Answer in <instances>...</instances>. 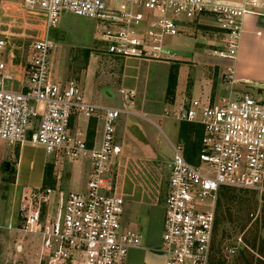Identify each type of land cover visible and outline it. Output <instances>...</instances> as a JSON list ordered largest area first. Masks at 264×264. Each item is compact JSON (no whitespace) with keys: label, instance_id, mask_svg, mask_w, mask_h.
Wrapping results in <instances>:
<instances>
[{"label":"built area","instance_id":"built-area-1","mask_svg":"<svg viewBox=\"0 0 264 264\" xmlns=\"http://www.w3.org/2000/svg\"><path fill=\"white\" fill-rule=\"evenodd\" d=\"M21 11L36 29L21 69L24 89L11 69L13 53L9 25L0 19V141L9 146L30 144L57 160L87 163L89 177L83 191L23 188L17 230L39 237L36 264H125L129 251L142 237L122 221L124 197L117 187L118 167L143 174L139 159L123 154L116 123L128 111L87 103L73 80H54L50 33L62 14L96 22V51L119 59L172 63L176 54L167 39L179 37L184 25L213 28V53L234 60L244 22L264 18V0H23ZM1 6V0H0ZM232 82V70L227 69ZM127 107L134 91L121 90ZM103 120L98 147H89L81 133L71 134L73 117ZM132 114V113H131ZM144 118V115H138ZM163 119L191 124L201 131L194 162L185 158L182 139L169 143L172 157L166 191L144 185L150 202L163 207L161 242L155 253L164 264H210L216 209L221 190L264 194V100L244 92L235 100L210 103L190 100ZM12 172L0 164V171ZM235 247L226 250L234 255Z\"/></svg>","mask_w":264,"mask_h":264},{"label":"crops","instance_id":"crops-1","mask_svg":"<svg viewBox=\"0 0 264 264\" xmlns=\"http://www.w3.org/2000/svg\"><path fill=\"white\" fill-rule=\"evenodd\" d=\"M206 29L208 28L196 23L184 25L182 34L176 37L180 38L177 46L168 44L176 54V61L172 63L145 61L136 58L119 59L85 51L84 56L88 64L83 72L84 77L87 81L90 78L88 76L92 74L89 71V63L92 58L96 64L92 71L97 76V83H95L94 77L92 87L86 89L80 87L84 100L104 109L123 110L126 107L125 110L128 111V114L121 115L116 123L117 142L122 147L125 156L127 153L125 154L124 151L127 148L133 153L132 156L128 157L139 159L143 166L144 175L142 176L134 174L129 166L124 168V162L118 167L117 187L124 197L123 224L142 237V245L129 251L125 264H164V258L155 253L156 247L161 242L164 210L162 205H153L150 202V196L144 192V185H149L152 190L160 186L162 190L166 191L169 177L166 163L172 157L169 143H175L179 139L182 125L174 122L173 124L177 127L176 134L174 135L171 128H168L167 133L163 134L169 145V154H164L165 158L158 156L145 158L139 155L149 152L150 142L144 143L139 138L133 141L130 139V135L138 130L141 138L143 135L145 139L150 140V133L143 128L139 130L132 124V120L154 118L161 122L163 120L162 114L168 111L175 112L190 100L220 102L223 99L231 98L232 93L237 88L240 91L244 87L254 89L258 93V97L264 100L261 95L264 93V18L248 17L246 19L234 60L222 59L213 53L217 46V40L214 32ZM101 56L104 58L102 59ZM103 60L113 64L111 67L113 73L110 76L105 75V70H102L99 65L104 63ZM16 61L14 55V60L10 65L11 69L21 71V68L16 66ZM228 68L232 70V82L227 78L229 75ZM170 75H173L175 80L173 89L169 88ZM58 81L62 80L58 79ZM24 84L25 80L23 76H20L11 85V88L21 91L24 89ZM80 84L81 82H78L79 86ZM100 86H105L106 90H101ZM122 89L134 91L135 97L132 106L127 107L126 101L120 95ZM242 93H239L238 98L241 97ZM114 94L117 96V101L112 98ZM97 114L98 117L85 115L73 117L70 124L71 134L80 132L89 147H98L101 141L103 120L100 117V112ZM138 115L145 117L141 118ZM186 125L195 127L191 124ZM189 134L190 141L194 142L195 131H189ZM0 145L4 148L0 156L2 166L5 160H10L17 153L14 167L11 165L12 163L6 162L10 164L15 173L14 181L11 182V187L14 189L17 190L22 185L21 178L25 171H28V176L23 181L24 186H21L20 190L23 188H52L65 193L84 190L90 172L87 163L72 162L68 165L64 162L66 160L56 161L48 158L38 164L31 161L28 163V169L27 167L25 169L24 149L28 145H32L9 146L2 141H0ZM63 168L68 169L65 171L67 173L66 180L63 179L62 181L60 170ZM48 170V177L52 186L44 187L43 183ZM73 173H77L75 174L77 175L76 179L71 178Z\"/></svg>","mask_w":264,"mask_h":264},{"label":"rangeland","instance_id":"rangeland-1","mask_svg":"<svg viewBox=\"0 0 264 264\" xmlns=\"http://www.w3.org/2000/svg\"><path fill=\"white\" fill-rule=\"evenodd\" d=\"M22 1L1 0L0 6V19L9 25L8 30L11 34L10 36L13 38L12 42L18 47V50H15L13 53V57L15 55V59L17 60L16 66H19L21 69L25 65L28 57L29 47L32 42L31 37H35L37 32V27L34 26L31 17L21 11ZM95 28L96 22L87 18L77 17L71 14H62L59 17L57 28L50 33V38L55 45V48L51 52V73L54 80H73L77 84L81 82L80 87L82 89L92 87V79L94 77L95 79L97 78L92 71L96 65L94 64V59L91 58L89 63V71L92 74L88 76L90 78L87 81L83 72L88 64L84 54L87 51L97 53L96 48L98 43L94 41ZM206 30L213 32V28ZM179 42L180 38L167 39V43L172 46H177ZM101 58L103 59L104 56H101ZM101 64L99 65L102 70H105V75L110 76L113 73L111 69L113 64H110L109 61H104ZM16 75L19 78L21 71L16 72ZM95 83H97V79ZM100 89L103 91L106 90L105 86H100ZM234 91L231 97L232 100L237 99L240 96V92H248L256 97L259 96L251 88L244 87L242 91L237 88ZM261 95L264 97V93ZM112 98L117 101L115 94ZM173 123V121L166 119H163L161 122L154 118H148V120L133 119L132 124L139 130L143 128L146 132L150 133V140L145 139L143 135L141 138L138 130L136 132L134 131L133 135H130V139L133 141L139 138L144 143L150 142L151 147H149V152L142 153L139 156L145 158H155V156L165 158L164 154H169V145L165 141L163 134L167 133L168 128H171L174 135L176 134L177 127ZM3 149V146L0 145V156L3 153ZM125 149L126 156L133 155L127 148ZM47 155L41 148L28 145L24 149V168L26 169L27 167L28 169V163L31 161L38 164L44 159H54L53 156ZM16 160L17 153L13 155V158L11 157L10 160H5L3 163H12L11 165L14 167ZM64 162L68 163V165L72 163L67 160ZM67 169L63 168L60 170L62 181L63 179L66 180L67 173L65 171ZM75 174L73 173L71 178L76 179L77 175ZM1 175L0 264H36V255L40 247L39 237L35 235L24 236L17 230L19 222L17 210L20 189L21 186H24L23 181L28 176V171H25V174H23L21 178L22 185L17 190L11 187L13 173L2 170ZM224 192L223 197L219 199V204L216 209V218L218 221L210 264H244V261L258 264L257 261L264 262V194L235 190H226ZM254 238H256L255 250L250 247ZM231 247H235L236 252L234 255L229 256L226 250Z\"/></svg>","mask_w":264,"mask_h":264},{"label":"trees","instance_id":"trees-1","mask_svg":"<svg viewBox=\"0 0 264 264\" xmlns=\"http://www.w3.org/2000/svg\"><path fill=\"white\" fill-rule=\"evenodd\" d=\"M174 87H175V80H174L173 75H170V77H169V88L173 89ZM192 130L195 131V136H196V138H194L195 139L194 142H191L190 139H189L190 138L189 131H192ZM200 134H201V131H200V129L198 127H193L192 128V126L190 127V125L189 126L186 125V124H182L181 125L179 139H182L184 144H185V158L190 163L194 162V156H195V153L197 151V144H198V139L200 137ZM11 173H13L12 177H13V181H14L15 173H14V171H12ZM48 174H49V170L46 173V177L44 179V183H43L44 187L52 186V183L49 181ZM224 191H226V190H221L219 192L217 205L219 204V199L223 197V195L225 193ZM217 221L218 220L216 218V220H215V230H216ZM250 247L253 250L256 249V238H254L252 240V244L250 245ZM257 262H258V264H264V262H262V261H257ZM244 264H252V263L249 262V261H244Z\"/></svg>","mask_w":264,"mask_h":264},{"label":"water","instance_id":"water-1","mask_svg":"<svg viewBox=\"0 0 264 264\" xmlns=\"http://www.w3.org/2000/svg\"><path fill=\"white\" fill-rule=\"evenodd\" d=\"M4 167H5V169H8L10 167V164L9 163H4Z\"/></svg>","mask_w":264,"mask_h":264}]
</instances>
